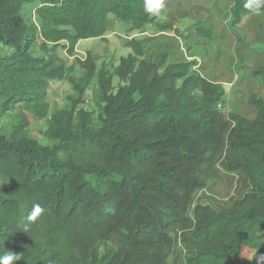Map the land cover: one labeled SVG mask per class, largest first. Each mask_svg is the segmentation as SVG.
Segmentation results:
<instances>
[{
  "label": "trees",
  "instance_id": "trees-1",
  "mask_svg": "<svg viewBox=\"0 0 264 264\" xmlns=\"http://www.w3.org/2000/svg\"><path fill=\"white\" fill-rule=\"evenodd\" d=\"M244 4L233 0L232 24L252 13ZM25 5H35L37 21L26 20ZM108 14L135 30L172 28L145 11V0H0V118L10 109L17 116L10 132L0 128V256L19 253L15 264H169L174 229L191 224L178 233L192 252L184 264H240L242 247L264 248V98L249 96L252 118L224 113L221 84L191 61L173 57L162 67L167 55L144 56L148 38L131 39L112 70L97 71L103 107L94 128L92 113L77 108L94 59H77L81 84L60 49L72 55L79 40L104 38ZM253 73L264 83V61ZM63 79L79 97L47 118L42 135L53 142L42 145L28 126L47 117L48 81ZM218 164L251 186L219 211L192 201L218 177ZM36 203L46 212L24 232L19 224Z\"/></svg>",
  "mask_w": 264,
  "mask_h": 264
},
{
  "label": "rangeland",
  "instance_id": "rangeland-1",
  "mask_svg": "<svg viewBox=\"0 0 264 264\" xmlns=\"http://www.w3.org/2000/svg\"><path fill=\"white\" fill-rule=\"evenodd\" d=\"M233 0H164L163 18L155 17L156 21L169 22L171 29L159 30L155 25L146 24L141 30L120 21L113 14H108L111 25L104 38L81 39L75 45L72 55L60 49L67 65L73 64L72 76L75 81L83 83L86 70L77 59H84L90 54L96 64L93 76L87 81L77 108L92 113V126L98 128L97 118L102 110L103 100L99 92L97 71L101 66L112 70L121 57L132 51L127 45L131 39L148 38L143 44L144 56H157L159 59L167 55L162 67L173 58L176 61H191V69L210 81L218 82L224 89L222 102L218 105L224 113H239L252 118L254 107L249 102L251 94L264 98V83L253 72L260 62L264 61V11L256 15L245 14L237 24L231 23L230 6ZM35 5H25L23 12L27 21H37L34 14ZM199 28H208L210 36L199 33ZM34 54L38 53L36 45ZM7 49L0 42V53ZM182 79L177 81L180 84ZM118 78L113 77L114 91L118 87ZM46 103L47 117L32 118L28 126L29 134L42 145L53 141L42 135L47 127V118L60 108L71 107L79 97L78 91L66 80H49L47 83ZM17 122L14 109L5 111L0 118L2 132L8 133ZM217 178H210L206 186L193 195V203L202 202L219 211L234 199L251 191L246 178L237 173L223 171ZM191 224L178 225L174 229L175 245L169 264H184V254L191 250L183 248L178 242V233L191 229ZM264 255V248L242 247L240 264H254Z\"/></svg>",
  "mask_w": 264,
  "mask_h": 264
},
{
  "label": "clouds",
  "instance_id": "clouds-1",
  "mask_svg": "<svg viewBox=\"0 0 264 264\" xmlns=\"http://www.w3.org/2000/svg\"><path fill=\"white\" fill-rule=\"evenodd\" d=\"M244 7L250 10L253 14L259 15L264 11V0H245ZM164 0H145V11L156 17L163 18ZM46 209L41 204H33L31 210L22 217L19 227L24 232H29L31 226L41 218ZM20 260L19 253L6 251L4 255L0 256V264H15V261Z\"/></svg>",
  "mask_w": 264,
  "mask_h": 264
}]
</instances>
